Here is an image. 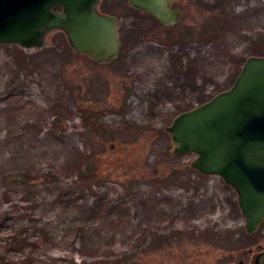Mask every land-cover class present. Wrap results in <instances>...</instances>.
<instances>
[{
	"label": "rangeland",
	"instance_id": "obj_1",
	"mask_svg": "<svg viewBox=\"0 0 264 264\" xmlns=\"http://www.w3.org/2000/svg\"><path fill=\"white\" fill-rule=\"evenodd\" d=\"M176 6L180 19L165 26L129 0H100L119 18L109 65L61 30L42 48L0 45V258L254 264L264 251V220L247 233L235 189L193 168L196 154H175L168 132L264 56V0Z\"/></svg>",
	"mask_w": 264,
	"mask_h": 264
},
{
	"label": "water",
	"instance_id": "obj_2",
	"mask_svg": "<svg viewBox=\"0 0 264 264\" xmlns=\"http://www.w3.org/2000/svg\"><path fill=\"white\" fill-rule=\"evenodd\" d=\"M129 0L171 26L181 16L173 2ZM100 0H0V45L42 48L53 30L65 32L75 52L101 65L119 56V18L99 11ZM60 7V9H56ZM173 152L194 153L191 165L218 175L238 194L245 230L255 233L264 220V56H250L234 84L210 100L179 113L168 127ZM254 264H264V251Z\"/></svg>",
	"mask_w": 264,
	"mask_h": 264
},
{
	"label": "trees",
	"instance_id": "obj_3",
	"mask_svg": "<svg viewBox=\"0 0 264 264\" xmlns=\"http://www.w3.org/2000/svg\"><path fill=\"white\" fill-rule=\"evenodd\" d=\"M27 68H28V66H27ZM14 81H16V79H14L13 82ZM92 157L93 156L91 155V157H89V158L92 159ZM93 159H94V157H93ZM94 170H95L94 161H91V163H88L87 166L84 167L83 170L82 169L79 170V172H78L79 180L88 179L89 177H91L93 175L92 173L94 172ZM19 179H20V176H18V175H9V176H4L3 177V180L7 181V182L8 181L10 182L11 180H15L16 181V180H19ZM30 261H32V260H30ZM30 261H20V262H18L15 259H11L10 257H1L0 258V264H33ZM79 264H88V262L85 261L84 259H82V261Z\"/></svg>",
	"mask_w": 264,
	"mask_h": 264
},
{
	"label": "flooded vegetation",
	"instance_id": "obj_4",
	"mask_svg": "<svg viewBox=\"0 0 264 264\" xmlns=\"http://www.w3.org/2000/svg\"><path fill=\"white\" fill-rule=\"evenodd\" d=\"M180 3H181L180 1L173 2V3H172V7H173V8H177V6H176V5H177V4H180Z\"/></svg>",
	"mask_w": 264,
	"mask_h": 264
}]
</instances>
